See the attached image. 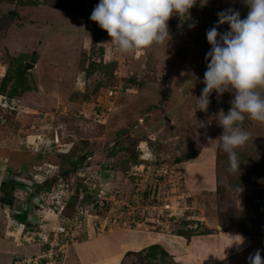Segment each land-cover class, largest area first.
<instances>
[{"label": "rangeland", "instance_id": "obj_1", "mask_svg": "<svg viewBox=\"0 0 264 264\" xmlns=\"http://www.w3.org/2000/svg\"><path fill=\"white\" fill-rule=\"evenodd\" d=\"M217 1L201 5L198 0L188 18L173 15L168 21V41L121 52L89 18L99 0H0V85L6 75L8 91L18 85L21 67L28 87L12 98L0 91V146L11 148L5 153L18 151L22 162L36 161L32 173L38 172L35 166L39 165L51 170L55 177L50 183L71 184L68 192L73 196L86 175L99 171L106 174L107 188L117 199L142 196L135 197L138 207L132 214L115 202L102 211L89 208L87 235L69 242L67 264H78L72 249L82 246L99 250L90 258L114 253L101 264H148L144 262L147 255L128 261L133 252L120 257V251L142 250L154 241L164 242L173 251L184 242L191 246L193 236L214 228L249 231L251 246L257 239L264 241V235L257 233L259 228L264 234V227H259L264 224V123L245 115L241 127L249 139L236 149L240 165L233 172L219 146L223 128L218 124V114L228 111L233 95L213 92L207 111H196L205 86V56L211 47L206 30L218 20ZM227 29L225 24L218 30ZM26 62L35 66L26 69ZM39 152L45 153L44 159ZM81 157L84 160L74 168ZM164 163L166 167L179 163L186 170L183 198L181 190L157 185L155 172L168 174L165 167L156 169ZM208 167L212 175L203 171ZM169 178V182L176 180ZM22 182L21 192L30 207L28 223L37 225L38 199L30 194V178ZM154 185L156 192L148 194L147 203L146 191L137 190ZM182 234L192 237L186 241ZM261 245L256 251H264ZM162 249L157 250L160 264L168 262ZM215 249L214 245L204 248L203 260L197 264H210L206 256ZM250 251L239 257L255 254L254 249ZM220 257L225 258L224 252ZM58 260L52 264H59Z\"/></svg>", "mask_w": 264, "mask_h": 264}, {"label": "clouds", "instance_id": "obj_2", "mask_svg": "<svg viewBox=\"0 0 264 264\" xmlns=\"http://www.w3.org/2000/svg\"><path fill=\"white\" fill-rule=\"evenodd\" d=\"M243 2L248 7L243 19L239 11L229 8L218 12V20L206 30L211 47L205 56L207 63L202 81L205 86L196 106V111L206 112L213 92L233 95L228 111L218 114V124L223 128L219 146L228 155L233 172L240 165L236 149L249 139L248 132L241 127L245 115L264 123V0ZM197 3L198 0H99L89 18L107 32L121 52H129L168 41L169 19L173 15L188 18L190 9ZM199 3L206 4L207 0H199ZM225 24L228 29L219 31ZM46 184L35 188H44ZM233 237L232 244H244L243 236ZM248 260L249 264H264L259 250Z\"/></svg>", "mask_w": 264, "mask_h": 264}, {"label": "crops", "instance_id": "obj_3", "mask_svg": "<svg viewBox=\"0 0 264 264\" xmlns=\"http://www.w3.org/2000/svg\"><path fill=\"white\" fill-rule=\"evenodd\" d=\"M217 2L220 4L219 11L232 8L241 13L242 19L247 15L248 7L244 4L243 0H219ZM10 149L11 148L9 147L5 148L3 146H0V264H21L20 262L23 261L24 259H26L29 256H34V254H40L42 250L40 245H36L34 242H28L27 240H25V237H22L23 235L21 234L20 229H17L16 224H15L16 221H18V222L26 223L27 225H31L30 223H28V219L30 218L29 217L30 207L28 208L26 206V202L24 200L26 198V194H23L21 192L22 188L20 184L23 183L22 179L26 178V176L31 179V174H32V171L34 170L33 166L36 164V161L22 162L21 160H19L20 156H18V153L20 152L13 150L15 151V153H12V150H11L10 152L5 153L6 150L9 151ZM40 154L42 155V153ZM42 157L43 159L45 158L44 152H43ZM196 159L198 158H195V160ZM23 163H25L24 165L26 166V168L23 167L24 166ZM44 163H48V162L45 161ZM203 171L204 172L208 171L210 175L213 174L209 167L204 168ZM99 174L101 175V178L103 180H106L104 177V175L106 174H103L101 171H99ZM214 176L216 177V184H214V187L217 192L219 189L217 170L215 171ZM210 178L212 179V177ZM214 187H211L209 190L214 191L213 190ZM7 194H9L8 197L11 199V201H5L4 198L7 196ZM240 197L241 196H239V198ZM239 198L237 197V202L240 201ZM220 204L222 205V203ZM218 220L220 221L219 226L223 230L224 227L222 226L223 225L222 219L218 218ZM259 227L260 228L264 227V224H260ZM214 229L216 230L212 231V229H210L207 231L206 234L205 233L200 234V235H197V237L191 236L192 239L194 238L193 240L194 244L188 247V245L184 242V245L182 247L179 245L177 246L176 250H173V251L168 249L167 244H165L164 242L163 243L157 242L167 252V255L165 256V258L168 260V262H164L162 264H197V261H199L198 259H200L201 261L203 260L204 248H208L209 246L211 247L213 245L217 249V250L215 249L216 252L214 251L212 254L206 256V259L210 262V264H227V263L247 264L249 262V260H247L248 256L245 259L244 258L242 259L239 257V255H242L243 253H247V251H250L251 249H254L256 253L255 247L260 248V244H262L261 248L264 249V244H263L264 241H259L258 239L256 240L255 245L251 246V244L249 245L247 244V238L250 237L249 231H244L242 229L238 231H235L233 229H229L227 231H219L218 228H214ZM257 233H259L260 235H264L262 231L260 232L259 228H258ZM89 234H91L90 228H89ZM84 235H87L86 231H84ZM235 235H241L244 237V244L242 246H237L235 244H232L233 239H234L233 236ZM182 236L186 239V241L187 239L191 238L183 234ZM259 237L261 238V236ZM220 238H223V239H220ZM99 239L102 240L103 238H97V240ZM104 239H107V238L105 237ZM87 242L89 243V241ZM151 244H156V241L151 242ZM78 245H83V244H78ZM107 245L109 244H106L105 246L103 245L104 247L102 248L106 249ZM120 249H121V246L117 250L120 251ZM127 249L128 248H125L124 253H122V250L120 251V257H123V255H126L127 251H134V252H141L143 256L147 255V258L144 259V262H147L148 264H160L161 262V255L159 253H156L157 255L156 259L154 257L153 258L148 257L147 244L144 245V248L142 250H134V249L127 250ZM70 250L68 251L70 252ZM72 250H74L76 253L75 260H77L78 264H101L102 260L112 257L111 255L114 254L110 252L109 254L106 255L102 252V253H98L95 257L90 258L92 254H96L97 251L99 250H96V251L89 250L85 246H82V249L74 248ZM78 251H80L81 254H79ZM259 251H260L262 258H264V251L263 250H259ZM67 252H66L64 264H67V261L70 257V254L69 256H67ZM223 252L225 256L224 259L220 257V255ZM251 252L252 251H250V253ZM194 254H197L198 257L199 256H202V257H199V258L194 257ZM131 257L132 258H129L128 261H132V259L136 258L137 255H131Z\"/></svg>", "mask_w": 264, "mask_h": 264}, {"label": "built area", "instance_id": "obj_4", "mask_svg": "<svg viewBox=\"0 0 264 264\" xmlns=\"http://www.w3.org/2000/svg\"><path fill=\"white\" fill-rule=\"evenodd\" d=\"M162 161L160 160V162ZM180 165L177 163L171 166L167 165L168 167H166V163H164L156 169L165 167L167 169L165 172L168 173L167 176L163 172L161 174L155 173L157 176V185L160 186V183H165L168 189L176 188L178 191L181 190L182 195L180 196L183 198L186 195V179L184 178L185 172L182 171ZM36 168L38 172L32 173L30 192L38 199L39 222L37 225H27L16 221L15 224L22 231L25 240L28 242L39 241L38 244L41 248L43 247V250H41L40 254L27 257L20 262L21 264H52L53 261L58 259L59 263L66 253L65 248L67 249V246L70 244L69 242L71 240L73 241L76 237L83 236L85 218L89 208L96 210L98 206L99 209H103L109 202H115L123 210L126 209L129 214H132L138 207L135 205L137 199L142 197L136 193V195L134 194V198L139 195L140 197L128 201H124L121 198L117 199V195L107 188V184L102 180L100 174L93 173L85 177L83 175L84 179L80 188V198L75 201L73 213L69 214L66 211L69 203L72 201L71 197L74 195L68 192L71 184L53 185L49 183V188L37 189L35 186L50 182L55 174L51 170L46 171L44 166H38ZM169 177H173L176 180L169 182L171 181ZM157 188L160 190L161 187L157 186ZM137 191H142V193L146 191L143 197L146 198V202L148 203V193L151 192L154 195L156 185H154L153 189L147 187L144 188V191L142 189ZM153 199L155 198L152 197L151 201ZM151 205L152 202H150L149 206L153 207Z\"/></svg>", "mask_w": 264, "mask_h": 264}, {"label": "trees", "instance_id": "obj_5", "mask_svg": "<svg viewBox=\"0 0 264 264\" xmlns=\"http://www.w3.org/2000/svg\"><path fill=\"white\" fill-rule=\"evenodd\" d=\"M35 56H33V58H34ZM92 66H93V64H92ZM24 74H25V72H24V70L21 68V67H19L18 69H17V75H16V77H17V80H18V85L17 84H13V87L11 88V90H7V84H8V81H9V79H10V77L8 76L7 77V75L4 77V79H3V81H2V83H1V85H0V91L2 92V93H5V92H8V96L9 97H13L14 95H17V94H19L20 93V88L22 89H28V87L27 86H25L26 84H25V78H24ZM24 92V91H23ZM81 160H79V163L77 164H74V168H76L78 165H80V163L82 162V160H84V157H81L80 158ZM69 172L68 173H70V172H72V171H75L74 169H72V170H68ZM60 175H61V173H60ZM62 175H65L64 173L62 174ZM57 176V175H56ZM59 176V175H58ZM57 176V177H58ZM55 177V176H54ZM57 177H56V179H57ZM81 186H82V184H80V185H77V189H78V191H77V194L75 195L76 196V199H79L80 197H79V194H80V188H81ZM45 187H47V188H49V184H46V186ZM148 193V192H147ZM147 193H146V195H147ZM149 194V193H148ZM9 195L7 194V196L4 198L5 199V201H11V199L8 197ZM75 196H73V197H75ZM76 199L75 200H73L72 199V201L69 203V207H68V209H67V211H66V213H69V214H72L73 213V211H72V209H74V206H75V201H76ZM74 204V205H73ZM108 206V205H107ZM106 206V207H107ZM106 207H104V208H106ZM99 209L98 208V206H97V211H102V210H105V209ZM173 223V222H172ZM160 244L159 243H156V244H152L151 246H149L148 247V257H151V258H155V255H156V253L158 252L157 250L160 248V246H159ZM143 251H145V250H143ZM131 252H133V254L132 255H142V253L141 252H134V251H128L126 254H128V253H131ZM162 253H163V255L164 256H166L167 255V252H166V250L163 248L162 249V251H161ZM44 262H45V260H43ZM60 264V263H59Z\"/></svg>", "mask_w": 264, "mask_h": 264}, {"label": "water", "instance_id": "obj_6", "mask_svg": "<svg viewBox=\"0 0 264 264\" xmlns=\"http://www.w3.org/2000/svg\"><path fill=\"white\" fill-rule=\"evenodd\" d=\"M33 66H35L34 63H31V62H26V69H29V68H32Z\"/></svg>", "mask_w": 264, "mask_h": 264}]
</instances>
